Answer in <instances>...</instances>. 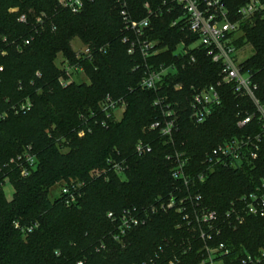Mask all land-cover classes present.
I'll use <instances>...</instances> for the list:
<instances>
[{
    "label": "trees",
    "instance_id": "trees-1",
    "mask_svg": "<svg viewBox=\"0 0 264 264\" xmlns=\"http://www.w3.org/2000/svg\"><path fill=\"white\" fill-rule=\"evenodd\" d=\"M126 1L134 20L148 17L146 4L154 12L147 34L162 51L148 61L140 53L129 54L122 7L115 0H85L77 14L58 0H0V264H200L205 246L220 242L232 250L226 264H242L244 254L264 245V218L249 217L236 227L227 219L232 205L264 179V144L254 164L221 167L204 183L195 180L188 186L172 178L173 163L167 159L185 153L188 174L200 173L207 152L258 129L256 121L238 127L240 119L254 113L253 103L222 85L223 105L204 123H194L193 90L217 84L220 65L197 49L188 55L194 63L183 67L179 62L177 46L196 37L176 0ZM249 1L223 0L232 18ZM244 32L254 51L244 66L264 102V15L244 26ZM75 39L90 48L91 57L77 58ZM65 61L81 66L87 81L62 86L60 79L68 78ZM147 62L156 67L176 63L178 71L158 90L143 89ZM107 96L122 101L125 109L120 120L103 126L101 103ZM159 99L162 106L155 105ZM26 102L32 105L28 111L21 108ZM166 107L177 114L172 138L150 130L156 122L165 124ZM139 141L153 151L137 154ZM26 155L35 158L33 167ZM110 161L124 167L123 175ZM97 170L102 174L93 175ZM59 183L76 193L75 203L68 204L63 194L50 199ZM7 184L14 190L10 199ZM188 196L192 201L178 212L180 200ZM172 197L176 207L162 210ZM192 205L216 212L215 228L199 226ZM153 206L158 207L155 213L150 212ZM124 212L145 223L120 242L115 234ZM201 229L208 233L205 239Z\"/></svg>",
    "mask_w": 264,
    "mask_h": 264
},
{
    "label": "built area",
    "instance_id": "built-area-1",
    "mask_svg": "<svg viewBox=\"0 0 264 264\" xmlns=\"http://www.w3.org/2000/svg\"><path fill=\"white\" fill-rule=\"evenodd\" d=\"M115 1L122 7L121 16L127 31L123 42L130 44L129 54L140 53L146 61L158 55L162 51L158 48L159 42L150 40L147 34L151 25V16L154 14L149 4L145 5L148 17L142 20H134L128 11L127 1ZM58 3L61 7L75 14L80 13L85 6V0H58ZM176 3L184 11L182 17L184 24L196 37L191 44L181 42L177 46L174 54L178 57L179 62L183 67L188 63H194L196 61L194 56L189 58L188 55L190 51L197 49L204 51L214 63L220 65V81L217 84L193 90L190 100L191 119L196 124H202L212 117L223 105L220 87L227 85L233 88L234 93L238 97H246L251 100L255 107L254 113L244 119H240L238 127L250 126L254 121H256L258 126V129H253L244 135L234 137L207 152L203 159V170L200 173L188 174L189 158L185 153L176 152L167 156V159L173 163L172 178L188 186L195 180L204 183L208 175L218 168L239 169L245 165L254 164L258 159L261 146L264 144V102L258 96L259 85L254 80V75L247 71L244 66V62L248 59L244 58V55L248 50H253L252 45L245 36L244 26L253 23L257 15H264V0H250L239 8L236 18H232L223 0H176ZM182 19L175 21L173 26H177ZM21 21L26 22L27 18L22 16ZM129 33L133 38L129 36ZM27 44H29V41H27ZM76 53L78 59L91 57L90 48L84 45ZM146 65L148 69L141 82V87L147 90H158L167 76L178 71L176 63L162 64L156 67L147 62ZM62 68L65 71V75L68 76V78L62 77L60 79L62 86H67L80 74H84L81 66L72 65L68 61L63 62ZM0 70L2 71V68ZM179 87L181 86L177 85V88ZM162 104L163 100L161 99L155 103L157 106H162ZM31 106L29 102H26L21 108L24 111H28ZM124 109L125 104L122 101H116L111 96H107L101 103V111L105 115V119L102 121L103 126L107 125L108 120H119L116 116L117 111H124ZM164 117L166 118L164 125L161 122H156L151 125L150 130H160L163 136L172 138L177 127V114L169 107H166ZM79 135L84 136V132ZM135 151L139 155H146L151 153L153 149L150 144L139 141L135 146ZM26 161L33 167L35 158L26 155ZM109 164L112 165L117 173L123 175L124 167L120 163L110 161ZM21 173L22 176L26 177L29 174V170L24 168ZM6 182L8 183V180ZM62 194L67 196L68 204L77 201L76 193L68 186L63 187ZM200 199V196L197 197V200ZM188 201H192V197L188 196L180 200L178 212L186 209L184 205ZM176 205L175 197H172L168 204L163 203L160 208L168 210L175 208ZM157 211L158 207L156 206L150 209L151 213ZM192 212L194 220L199 226H205L209 229L215 228L214 224L218 218L216 212L194 205H192ZM189 217V214H187V219ZM249 217L264 218V179H262L255 191L241 197L227 212L229 225L234 227L243 225ZM109 218L114 219V215L110 213ZM144 221L143 218L134 216L130 212H124L120 218V226L115 234V240L121 242L128 231L140 224H144ZM207 234L205 230L201 229V237L203 239L206 238ZM205 250L206 256L200 264H226V257L232 251L223 242L218 243L215 247L206 245ZM241 263L264 264V245L256 253L244 254Z\"/></svg>",
    "mask_w": 264,
    "mask_h": 264
},
{
    "label": "rangeland",
    "instance_id": "rangeland-1",
    "mask_svg": "<svg viewBox=\"0 0 264 264\" xmlns=\"http://www.w3.org/2000/svg\"><path fill=\"white\" fill-rule=\"evenodd\" d=\"M82 44L80 42L79 39H75L73 42H72V47L74 50L78 51V50H81L82 49ZM254 54V51L253 50H248L246 52V54L244 55V58H249L251 57L252 55ZM60 60H61V56H59ZM77 80H82V81H87V78L84 74H80L78 77H76ZM117 119H121L122 116H123V110H120V111H117ZM102 172L100 170H97L96 172H93V175H101ZM64 184L62 183H59L57 184L55 187H53L50 191V199L51 200H55L56 198H59L62 194V188H63ZM5 193L7 195V198L10 199L13 195V188L7 184L6 187H5Z\"/></svg>",
    "mask_w": 264,
    "mask_h": 264
},
{
    "label": "crops",
    "instance_id": "crops-1",
    "mask_svg": "<svg viewBox=\"0 0 264 264\" xmlns=\"http://www.w3.org/2000/svg\"><path fill=\"white\" fill-rule=\"evenodd\" d=\"M14 193V192H13Z\"/></svg>",
    "mask_w": 264,
    "mask_h": 264
}]
</instances>
